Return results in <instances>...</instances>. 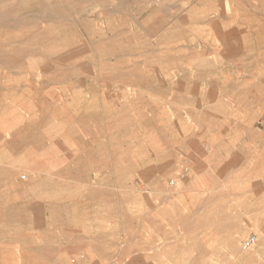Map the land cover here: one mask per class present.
Instances as JSON below:
<instances>
[{
  "label": "rangeland",
  "instance_id": "374dc122",
  "mask_svg": "<svg viewBox=\"0 0 264 264\" xmlns=\"http://www.w3.org/2000/svg\"><path fill=\"white\" fill-rule=\"evenodd\" d=\"M219 35L260 105L209 127L205 152L167 77L197 42L219 54ZM0 162L13 215L22 188L29 228L91 238L70 261L264 264V0H0Z\"/></svg>",
  "mask_w": 264,
  "mask_h": 264
},
{
  "label": "crops",
  "instance_id": "0c3cea01",
  "mask_svg": "<svg viewBox=\"0 0 264 264\" xmlns=\"http://www.w3.org/2000/svg\"><path fill=\"white\" fill-rule=\"evenodd\" d=\"M216 38L219 43L221 42L217 48L219 54L210 55L198 52V49L203 45L197 42L196 54L180 57L181 74L173 73L174 77L178 75L177 79L167 77V105L176 106L175 108L178 110L188 113L195 112L194 115L190 113V120L193 122L192 119L195 118L196 122L191 124L203 128L200 144L205 152L206 149H209V142L207 141L210 140H207L204 135L205 131L208 132L209 127L226 125L224 121L227 120L229 111H242L248 106L258 108L260 105V99H255L254 96L247 97V95L255 93V89L243 86V77L236 80L237 83L233 86L232 83L235 81L230 76V72L234 70L233 64L235 62L233 46L230 47L227 35L223 37L219 35ZM145 90H147L145 92L147 95L157 93L153 86H147ZM231 101H235L237 105L229 108L228 104ZM186 118L188 119L187 115ZM100 121L102 126L108 128L109 121L107 119ZM180 125L179 122L167 121V126L176 127ZM171 144H167V166L173 163L175 157L171 149H168ZM115 153L116 156H119L118 152ZM102 155L103 159H108L107 152H102ZM105 163L107 166V162ZM4 164V162H0V170L7 171V174L0 173V264H80L77 260L75 262L70 261V255L91 253L90 242H81L82 239L89 240L91 238L83 237L79 230L71 229L62 222L64 220L59 218H57V224L50 229L49 227L45 228L41 221H37L40 223L39 227L37 225L29 228L28 199L26 191H23L22 188L19 190V207L22 214L13 215V211L15 212L16 209L13 207L16 204L13 206L12 186H20V184L12 181L13 174H10V169L6 168ZM118 168L117 166L116 169ZM106 183L101 186L103 187L101 190L104 191L107 198V191L110 189ZM115 190L118 189L115 188ZM119 205L121 206V202L116 203L115 207ZM107 221L108 219L105 218V223H108ZM104 236L106 238L109 233L105 232Z\"/></svg>",
  "mask_w": 264,
  "mask_h": 264
},
{
  "label": "bare ground",
  "instance_id": "6f19581e",
  "mask_svg": "<svg viewBox=\"0 0 264 264\" xmlns=\"http://www.w3.org/2000/svg\"><path fill=\"white\" fill-rule=\"evenodd\" d=\"M186 65H187V64H186ZM206 69H207V68H206ZM206 69H205V70H206ZM206 71H207V70H206ZM244 219H245V218H244ZM245 220H247V219H245ZM243 221H244V220H243ZM246 222H247V221H246ZM246 222H245V223H246ZM247 223H248V222H247ZM237 225H238V224H237ZM245 226H246V225H245ZM240 227H241V226H240ZM245 228H246V227H245ZM240 229H241V228H240ZM243 229H244V228H243ZM238 231H239V230H238ZM242 231H243V230H242ZM234 233H235V232H234ZM238 233H239V232H238ZM238 233H237V234H238ZM242 233H243V232H242ZM232 235H233V234H232ZM235 236H236V235H235ZM236 237H237V236H236ZM238 237H239V235H238ZM250 245H251V244H250ZM231 246H233L232 249H231V250H232V253H233V252H235V251L237 250V247H236L234 244L231 245ZM237 246H238V245H237ZM262 248H263V247H262ZM240 251H241V250H240ZM252 251H253V250H252ZM262 253H263V252H262ZM211 254H212V253H211ZM236 254H238V253H236ZM247 254H248V253H247ZM239 255H240V254H239ZM239 255H238V256H239ZM249 255H250V254H249ZM252 256H253V255H252ZM252 256H251V257H252ZM255 256H256V254H255ZM212 257H213V256H212ZM245 257H246V256H245ZM257 257H259V256H257ZM209 258H211V257H209ZM214 258H215V257H214ZM243 258H244V256H243ZM249 258H250V257H249ZM261 258H262V257H261ZM253 259H254V258H253ZM208 260H209V259H208ZM196 262H197V261H196ZM181 264H182V263H181ZM246 264H247V263H246ZM251 264H252V263H251ZM259 264H260V263H259Z\"/></svg>",
  "mask_w": 264,
  "mask_h": 264
},
{
  "label": "built area",
  "instance_id": "2783aa9c",
  "mask_svg": "<svg viewBox=\"0 0 264 264\" xmlns=\"http://www.w3.org/2000/svg\"><path fill=\"white\" fill-rule=\"evenodd\" d=\"M253 241H254V237H250V238H248L247 240L244 241L243 246L247 247Z\"/></svg>",
  "mask_w": 264,
  "mask_h": 264
}]
</instances>
